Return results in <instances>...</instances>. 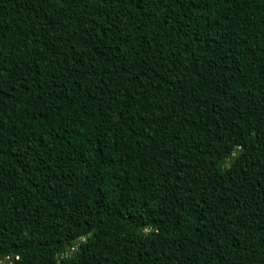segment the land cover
Masks as SVG:
<instances>
[{
	"label": "trees",
	"instance_id": "obj_1",
	"mask_svg": "<svg viewBox=\"0 0 264 264\" xmlns=\"http://www.w3.org/2000/svg\"><path fill=\"white\" fill-rule=\"evenodd\" d=\"M0 264H264V0H0Z\"/></svg>",
	"mask_w": 264,
	"mask_h": 264
}]
</instances>
